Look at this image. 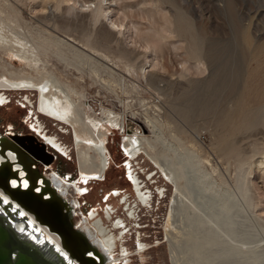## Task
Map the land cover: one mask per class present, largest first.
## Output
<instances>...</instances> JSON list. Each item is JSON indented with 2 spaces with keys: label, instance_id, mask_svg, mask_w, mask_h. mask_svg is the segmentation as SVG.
Segmentation results:
<instances>
[{
  "label": "rangeland",
  "instance_id": "1",
  "mask_svg": "<svg viewBox=\"0 0 264 264\" xmlns=\"http://www.w3.org/2000/svg\"><path fill=\"white\" fill-rule=\"evenodd\" d=\"M59 1L10 0L9 2L21 11L23 24H33L34 27L40 25V21H43V17L46 16L53 17L57 15L60 17L66 15L72 17L77 12L80 13L79 17L81 18L84 15L89 16L91 14L90 11H80L79 5H77L76 10L74 9L68 14L66 9L73 2L63 1L57 8L56 5H59ZM84 1L90 0H80L81 3H84ZM91 1H94L91 3L92 8L95 4L100 3L105 7L109 6L111 8L109 10L111 12L109 14L110 19L107 18L103 20V24L98 22L94 26L90 25L88 19L90 16L84 17L83 20H80L78 26L70 30V34L76 38H89L99 53L109 57L105 63L113 71L98 66L97 70L99 72L97 75L93 72V67L90 68L83 62L82 58L75 57L69 52L66 54L72 58L71 62L74 64L65 63L61 57L56 56L54 53L53 55L50 54V60L53 65L56 64L65 80L69 79L74 82L72 84L76 85L81 91L80 94L84 95V101L89 102L97 113L101 112V106L104 105L123 114L125 129H113L108 135L106 147L109 158L110 155H112V158H110L106 176L103 179H91L87 182L80 178L72 128L39 112V94L37 91H0V94L4 96V102H0V132L6 133L10 129L14 135H35L43 142L44 138L36 131L37 127L42 126L44 132L54 136L57 142L63 145L67 155L58 151L52 145L46 144L48 151L55 155V159L49 165L38 161L37 169L40 173L47 175L53 170H56L61 176L71 175L72 180H75V178L80 180L78 186L85 190L84 194L79 195L74 187H70V192L65 194L72 200L76 199L79 205L74 209L76 211L72 215L73 223L88 235L90 232H94L93 225L90 222L92 219L88 220V212L91 211L95 213L96 219L102 221L110 234L116 235V255L120 254L123 248L129 252L137 250L140 242L149 246L144 254L130 257L129 264H172L169 245L165 240V229L171 225L169 213L171 212V197L174 195L175 187L164 176L157 164L144 153L134 159L125 154L123 139L135 132L154 139L156 136L154 134L160 132V139L165 137V143L163 140H161L162 144L159 143L160 140L157 141L156 147L158 148H156V151L163 154L167 151V149L166 151L164 149L172 145L174 148L176 147V154L183 155L186 150L183 148V151L170 134L171 132L172 135L173 133L177 134V132L168 128L167 125V121L172 120L185 130L183 140L188 147H195V150L202 154L206 168L211 173L217 171L214 173L217 181L219 183L223 181L225 189L237 194L238 161L225 152L221 131L232 129L235 120L239 118L245 109L250 106L254 107L256 102H260V105L257 106L259 121L257 130H259V133L257 132L258 134H253L254 136L252 135L240 142L242 157L246 159L242 167L248 168L251 163L253 168V173L248 176L250 188L247 187L245 190L247 198L242 202L244 216L248 220L241 227L242 235L240 233V238L249 241L244 245L245 250L250 248L255 251L254 253L243 254L240 264H264V164L260 165V161H264V41H262V51L245 63L243 81L240 84L241 90L233 89L236 85L234 86V83L231 85L229 82L233 80L231 77L234 78V76L230 73V70H228L229 73L226 71L227 76L223 74V77L225 75L226 78L224 77V79L228 85L223 84L221 81L220 86L217 84L218 87L213 90V93H208L210 96L204 94L207 96L198 99L197 103L202 105L199 108L200 110L203 106H210L208 114L203 116L198 114L187 120L179 112V104L182 101L178 99L182 84L186 83L191 77V73L186 71L181 64L187 58V55L183 51L177 50L176 47L180 46V41L168 31V25H165V19L163 18V15L171 17L174 14L172 5L170 3H160L159 0ZM193 1L199 12H206V16H210L213 29L216 30L217 24L220 25L217 27H221V29L215 33L214 38L224 41L226 51H229L226 54L229 59L232 55H236L233 52L232 33L230 32L234 31L237 20L239 22L243 18L242 13L249 12V18L244 23H248L252 31L256 29L254 27L258 24V34H264L262 31L264 30V0ZM217 5L221 6L223 10L218 9ZM113 23L119 24L122 29L118 30L113 26ZM232 26L234 27L232 28ZM48 29L63 38L67 36L62 31L52 28L51 25L48 26ZM107 29L112 30L109 37H105ZM175 43L177 46H174ZM148 44L152 45L149 48L155 49H147L146 45ZM123 52L126 53V57ZM4 56L6 59L8 58L7 54ZM146 58L148 62L150 60L151 62L148 63ZM99 60L104 63L102 59ZM231 60L234 61H231V65H234L239 58L235 59L234 57L233 59L232 57ZM126 64L128 65L126 66ZM143 64H146V71H148L146 75H144L142 69L140 70ZM151 79L156 80V83L151 84ZM221 84L225 88L221 87ZM158 87L168 88L164 91L158 89ZM233 91L234 93L237 91L234 94H237L236 100L234 106L229 108L230 104H227V99L233 95ZM222 105L227 108V114L232 113L234 118L232 119L234 123L231 121L225 128L214 124L215 114ZM156 118L159 122L165 123L164 129L162 127V130L159 131L152 127L151 122L156 121ZM149 120L152 121L149 122ZM166 142L169 144L168 146ZM164 144L165 147H162ZM178 149L182 152L177 151ZM168 152L170 156H174L175 151ZM136 185H139L138 189ZM161 190H163V193H160ZM140 195H148V202L144 203ZM74 204L73 202L72 205ZM253 205H255V208ZM131 210L133 215H130ZM227 239L230 244H239L231 238ZM98 248L101 252L103 251L102 248ZM217 248L218 246H214L213 250ZM221 253L223 254V252L218 254ZM256 254H259V257ZM252 255L256 258L250 259ZM230 257V263L228 264H232L233 258ZM225 258L224 255L220 256L219 260L221 262L217 259L215 263L222 264Z\"/></svg>",
  "mask_w": 264,
  "mask_h": 264
},
{
  "label": "bare ground",
  "instance_id": "2",
  "mask_svg": "<svg viewBox=\"0 0 264 264\" xmlns=\"http://www.w3.org/2000/svg\"><path fill=\"white\" fill-rule=\"evenodd\" d=\"M9 1L10 0H0V91H37L39 94V112L57 121L63 122L72 128L74 147L78 156L80 177H82L85 182L94 177H102L107 166L104 144L113 129H125L126 125L125 120L122 118L123 114L118 113L112 108H107L104 105L101 106V112L97 113L89 102L84 101V95L80 94L81 91L76 85L72 84L73 81L69 79L65 80L62 77L63 75L56 64H52L50 54H56V56L61 57L65 63L74 64L71 62L72 58L66 54L67 52L72 53L75 57L82 58L83 62L90 68L93 67V72L97 75L99 72V70H97L98 66L113 71V69L105 63L109 57L99 53L94 47V43L91 42L89 38H76L70 34V30L78 26L80 20H83L84 17L90 16L88 18L90 25L95 26L98 22H102L103 24V20L107 18L110 19L109 14L111 12L109 10L111 8L109 6L105 7L102 3L95 4L92 8L91 3L94 1L91 0L84 1V3H81L80 0H60L59 5H56L57 8H59L63 1L73 2V4L66 9L68 14L74 9L76 10L77 5H79L80 11H90L91 14L89 16L84 15L81 18L79 17L80 13L77 12L74 13L72 17L66 15L58 17L54 14L55 16L53 17H43V21H40L41 24L34 27L33 24H23L21 11ZM159 1L160 3H170L172 5L171 7L174 8V14L171 17L163 15V18L165 19V25H168V31L171 32L174 38L180 41V46L176 47L177 50H181L187 55V58L181 62L183 68L191 73V77L187 82L182 84L181 92L178 95V99L182 101H180L181 103L179 102V112L187 120H190L193 116L195 117V115L198 114L201 116L206 115L209 112L210 106H203L200 110L199 108L202 105L197 103L198 99L202 96L209 95L208 93H213V90L218 87L217 84L220 86L221 81L223 84L228 85L226 84L227 81L225 82L224 79L226 75L225 72H228V70H230V73L234 76V78L231 77L233 80L229 83H231V85L234 83V86H236L233 89L236 88L238 91L241 87V81H243L245 63L251 57H254L262 51L264 34H258V24L254 27L256 29H253L255 32L252 31L250 25L244 23V21H247L249 18V12L246 14L242 13L241 16H243V18L241 20L239 19V22L237 20L234 31L230 32L232 33L233 52L236 55L233 56L230 54L232 56L229 59L226 56L229 51H226V45L225 43L223 44L224 41L214 38V35H216L215 33L219 31L221 27H217L219 25L217 24L216 30L213 29L210 16H206V12L203 13L201 10V12H199L197 6L193 4V0ZM216 7L223 10L221 6L217 5ZM49 25H51L52 28L62 31L67 36L63 38L55 35L53 31L48 29ZM113 26L118 28V30L122 29L119 24L116 25L113 23ZM233 27L234 26H232V28ZM165 29L166 28H164V30ZM229 31L231 30L229 29ZM262 31L264 32V30ZM106 33L105 37H109L112 30L107 29ZM227 43L229 44L230 42ZM150 45L151 44L146 45L147 49H155L152 47L149 48ZM174 46H177V44ZM5 54H7V59L4 56ZM124 56L126 57V53H124ZM232 57L233 59L234 57L235 59L239 58L237 63H233L234 65H231ZM99 59H102L104 63ZM146 61L148 62V59ZM154 63L156 64V62ZM146 64L140 67L144 75L148 72L146 71ZM127 65L128 64H126V66ZM223 74H225L224 77ZM154 79H151V84L156 83ZM223 84H221V87H224L222 86ZM159 88L165 91L168 87H158V89ZM229 89H231V87H229ZM237 91H235V93ZM223 93L222 91V94ZM235 93L233 91V95L227 99V104H230L228 106L229 108L230 106H234L237 95H234ZM3 98V94H0V102L3 101ZM208 99H206L207 103H209ZM259 103L260 102H256L254 107L250 106L248 109H245L239 118L235 120V123L234 120L232 121V119H234L232 113L227 114V108L223 105L218 110L217 114H215L216 119L214 124L217 126L225 128L231 121L234 123L232 129H224L221 131V138L225 152L229 156L235 157L238 161L239 177L237 194L225 189L223 181L221 183L217 181L214 175L217 171L211 173L206 168L204 165L205 162H203L205 159L202 154L195 150L193 144L190 143L194 148L186 145V142L182 138L183 134H185V130L182 126L176 125L172 120L167 121V125L168 128L177 132V134L173 133L174 136L172 132L170 134L174 137L173 139L178 142L182 150L183 148L186 150L183 155L176 154V147L174 148L172 145L167 144V142L166 145L169 146L165 149L163 148L164 151H166V149L167 151L163 154L157 152L156 148L158 147H156V142L160 140L159 143H161V140L164 141L165 138L163 137V139H160V132L154 134L156 135L154 139L136 132L123 139L126 150H124L125 154L130 156L131 159H134L144 153L151 161L157 164L164 176L175 187L174 195L171 197V212L169 213L171 225L165 229V239L169 245V254L172 264H216V260H219L220 256L223 255L226 256V258L222 264L230 263V256L233 258L232 264H240L243 254L255 252L250 248L245 250L244 245L249 243V241L240 238V233L242 231L241 227L245 221L248 220L246 216H244L245 212L242 202L247 198V193L245 192L246 188H250L248 176L253 173L251 163L248 168L242 167L246 159L242 157L240 142L253 134L256 135L259 133V130H257L259 124L257 106L260 105ZM150 121L152 120H149V122ZM151 124H153L152 127L155 130L157 129L160 131L162 127L164 129L165 123L159 122L157 119L156 121H152ZM7 132H9V137L14 134L10 133V129H8ZM2 134L3 133L0 132V136ZM48 136L49 135L44 134L43 142L52 145L59 151L60 147L54 143L52 137ZM10 139L14 144V148L17 149L22 156L23 163L28 168L27 170L32 187L23 188L28 186V181L24 179V177L20 179L14 178L12 180L13 185L19 183L23 187L13 186L11 184V177L16 175V172L10 164L1 167L0 173H2L5 167L10 166L13 171V174L8 179L10 187L20 188L22 190L31 189L38 193L34 187L39 184V177L48 180V176L51 173L48 175L38 174L36 166L38 160L26 153L11 137ZM194 141L196 142V140ZM162 147H165V144ZM179 150L180 149L177 151ZM168 151H175L174 156H170ZM8 155L9 156H6L0 153V163L7 157H9V159H15L12 153L9 152ZM28 157L36 161V169L34 168L31 170L29 166H27L26 158ZM263 164L264 161H260V165ZM53 172L58 173L56 170H53ZM22 174L24 175V173ZM65 176L69 177L70 175L65 174ZM61 177L66 181L64 184H58V188H60L61 191L64 189L62 185L66 190H70V187L74 186L80 195L83 193L84 189L78 186L76 180L67 181L64 176ZM244 177L246 178L244 179ZM0 188L3 191H0V224L6 226L13 233L18 244L20 243L21 245L29 247V249L26 250L34 254L42 263L81 264L76 258H73L70 252L63 246L60 234L52 231L47 224L41 223L33 212L22 206L21 203L14 199L2 186H0ZM47 189L52 192V197L47 198L42 193L38 194L41 195L43 199L58 197L64 203V208L72 221L73 211H68L66 203L62 200L61 195L59 193L55 194L51 187H47ZM160 193L163 192L160 191ZM74 203L76 209L77 206H79L76 199ZM253 207L255 208V205H253ZM89 219L90 218H88V220ZM90 222L94 228V232H90V236L94 241L102 243V247H104L106 255L108 256L106 264H127L130 257L128 255L129 253L123 248L120 254H115L117 244L116 241L112 240V237L115 239V236L113 234L109 236V230L104 226L102 221L93 219L90 220ZM73 226L89 238L78 225L73 223ZM227 238H231L241 245L230 244ZM89 240L92 242L90 238ZM91 245L92 247L89 248L87 255H92L100 264H105L106 255H104L94 243ZM214 246H218V248L213 250ZM146 248L145 245L140 244L137 253L140 255L144 254ZM219 252H223V254H218ZM258 255L257 257H259ZM253 258L256 257L254 255L250 256V259ZM13 259H16V254ZM219 262L221 261L219 260Z\"/></svg>",
  "mask_w": 264,
  "mask_h": 264
},
{
  "label": "water",
  "instance_id": "3",
  "mask_svg": "<svg viewBox=\"0 0 264 264\" xmlns=\"http://www.w3.org/2000/svg\"><path fill=\"white\" fill-rule=\"evenodd\" d=\"M10 137L31 157L44 164L49 165L55 159V155L48 151L47 145L35 135L12 134ZM37 172L42 174L38 169ZM12 174L10 166L5 167L0 173V186L22 206L33 212L41 223L47 224L52 231L60 234L63 246L73 258H76L81 264H100L94 256L87 255L93 243L73 226L71 218L64 208V203L58 197L43 199L41 195L31 189L22 190L10 187L8 179ZM19 244L13 233L6 226L0 224V264H48L40 262L34 254L27 251L26 249L29 247ZM15 254L16 259H13Z\"/></svg>",
  "mask_w": 264,
  "mask_h": 264
},
{
  "label": "flooded vegetation",
  "instance_id": "4",
  "mask_svg": "<svg viewBox=\"0 0 264 264\" xmlns=\"http://www.w3.org/2000/svg\"><path fill=\"white\" fill-rule=\"evenodd\" d=\"M4 102V98H3V101H2V103ZM36 131H37V133L38 134H40L43 138H44V134H47L48 135V133H46V132H44V130H43V128H42V126H39V127H37L36 128ZM8 133L9 132H7V133H3L1 136H0V153H3V154H5L6 156H9L8 154H9V152L10 153H12L13 155H14V157H15V159L13 160V159H9V157H7V158H4V160L3 161H1V163H0V168L1 167H3V166H5L6 164H10L12 167H13V169H14V171L16 172V175H14V176H12L11 177V184L13 185V183H12V180L15 178V179H20L21 177H24V179H26L27 181H28V186L27 187H23L21 184H17V185H13V186H19V187H23V188H31L32 187V184H31V181H30V179H29V173H28V168L25 166V164L23 163V161H22V156L20 155V153H19V151L17 150V149H15L14 148V144L12 143V140L10 139V137L8 136ZM11 133V132H10ZM48 137H52L53 139H54V143L56 144V145H58V147H60V152H62L63 154H66L67 155V152L65 151V148L63 147V145L60 143V142H57V139L54 137V136H51V135H49ZM47 142V141H46ZM106 143H107V141H106ZM106 143L104 144V146H105V154H106V156H107V166H106V168H105V172H104V175L102 176V177H94V178H92V179H103L105 176H106V173H107V169H108V164H109V161H110V158H112V155H110V158H109V154H108V150H107V147H106ZM69 152V151H68ZM75 152H76V150H75ZM76 157H77V163H78V156H77V154H76ZM130 157V156H129ZM26 163L28 164L27 166H29V168L32 170V169H34L37 165H36V161L34 160V159H31V158H26ZM36 165V166H35ZM32 168H31V167ZM36 169V168H35ZM78 171H79V166H78ZM22 173H24V175L22 174ZM49 173H51L50 175L52 176V177H48L49 179L48 180H44V179H42L41 177H39V179H38V183L39 184H37L35 187H34V189L38 192V193H42L43 195H45V197H47V198H50V197H52V192L50 191V190H48L47 189V187H51V188H53V191H54V193L55 194H57V193H59L60 195H61V197H62V200L66 203V206H67V209H68V211H73V212H75V206L74 205H72L73 204V202H74V200H72V199H70L69 197H67V196H65V194H67V193H69L70 192V190H66V188L62 185V187L64 188L63 190L65 191H61L60 190V188H58V184L59 183H62V184H64V183H66V181L61 177V175L60 174H58V173H54V172H49ZM80 173V172H79ZM65 178H66V180L67 181H72V179H71V175L69 176V177H66V176H64ZM81 179H82V177H80ZM75 180L77 181V184H78V182L80 181V180H78L77 178H75ZM89 180H91V179H89ZM55 181V182H54ZM72 187H74V186H72ZM137 189L139 188V185H137V187H136ZM75 189V188H74ZM38 190H40V191H38ZM0 191H2L1 190V188H0ZM3 192V191H2ZM64 192V193H63ZM76 192L78 193V191L76 190ZM84 192H85V190L83 191V193L82 194H84ZM161 192H163V190H161ZM79 194V193H78ZM81 194V195H82ZM80 195V194H79ZM140 197H141V199H142V201L144 202V203H147L148 202V198H149V196L147 195V196H145V195H140ZM130 215H133V211L131 210V212H130ZM88 216H89V218L90 219H95L96 221H101L100 219H96L95 218V213H93V212H88ZM93 222H95V221H93ZM85 234H87L86 232H84ZM108 234V233H107ZM114 235V234H113ZM87 236L91 239V241L97 246V247H100V248H102V252H103V254L104 255H106V252H105V250H104V247H102V243H98V242H96V241H94V239L90 236V234L88 235L87 234ZM109 236H112V234H109ZM115 236V239H114V237H112V240H114V241H117V237H116V235H114ZM166 240V239H165ZM140 244H142V245H145V247H147L146 248V250L149 248V246L147 245V244H144V243H139L138 244V248H137V250H135V251H131V252H129L127 249H126V251L129 253L128 255L130 256V257H132V256H135V255H140L139 253H137V251H138V249H139V247H140ZM125 249V248H124ZM107 255H106V258H105V264H106V260H107ZM130 257H129V259H128V263H129V261H130ZM127 263V264H128ZM122 264V263H121ZM125 264V263H124Z\"/></svg>",
  "mask_w": 264,
  "mask_h": 264
}]
</instances>
